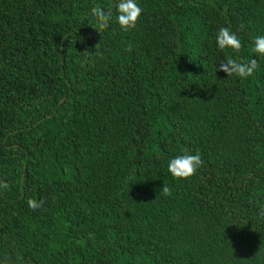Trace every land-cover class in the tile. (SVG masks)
Segmentation results:
<instances>
[{
    "label": "trees",
    "instance_id": "trees-1",
    "mask_svg": "<svg viewBox=\"0 0 264 264\" xmlns=\"http://www.w3.org/2000/svg\"><path fill=\"white\" fill-rule=\"evenodd\" d=\"M136 2L0 0V264H264V0Z\"/></svg>",
    "mask_w": 264,
    "mask_h": 264
},
{
    "label": "clouds",
    "instance_id": "clouds-1",
    "mask_svg": "<svg viewBox=\"0 0 264 264\" xmlns=\"http://www.w3.org/2000/svg\"><path fill=\"white\" fill-rule=\"evenodd\" d=\"M116 11L118 13L116 22L119 24L122 31L134 29L142 15V9L137 4L136 0H119ZM93 13L102 26H107L108 22L112 19L111 12L94 9ZM216 44L221 51L230 49L236 53H239L242 47L240 39L229 27L219 28L216 33ZM95 49H99V44L96 45ZM125 50L129 52L132 51V45L129 44ZM254 52L259 56H264V36H257L255 38ZM257 67L258 63L256 59H252L249 62H241L238 59L229 57L218 66L217 71L226 73L228 77H237L244 80L251 77ZM202 163V157L199 152L191 154L185 149L183 150V154L175 156L168 161V172L177 180H187L196 174L197 170L202 166ZM0 187L7 188L8 185L4 182H0ZM171 194V188L167 183H164L159 196L168 197ZM27 204L30 209L35 211L42 207L43 202L41 201L38 203L36 200L30 198L27 200ZM260 215L264 216V207L260 208Z\"/></svg>",
    "mask_w": 264,
    "mask_h": 264
},
{
    "label": "water",
    "instance_id": "water-1",
    "mask_svg": "<svg viewBox=\"0 0 264 264\" xmlns=\"http://www.w3.org/2000/svg\"><path fill=\"white\" fill-rule=\"evenodd\" d=\"M62 102H63V100H62Z\"/></svg>",
    "mask_w": 264,
    "mask_h": 264
}]
</instances>
